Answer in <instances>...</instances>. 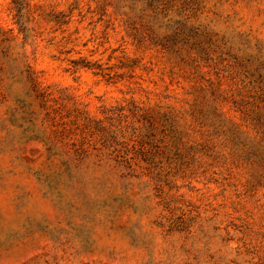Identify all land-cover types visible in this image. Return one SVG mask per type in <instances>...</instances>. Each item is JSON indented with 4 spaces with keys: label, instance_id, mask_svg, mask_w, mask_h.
<instances>
[{
    "label": "rangeland",
    "instance_id": "374dc122",
    "mask_svg": "<svg viewBox=\"0 0 264 264\" xmlns=\"http://www.w3.org/2000/svg\"><path fill=\"white\" fill-rule=\"evenodd\" d=\"M0 264H264V0H0Z\"/></svg>",
    "mask_w": 264,
    "mask_h": 264
}]
</instances>
